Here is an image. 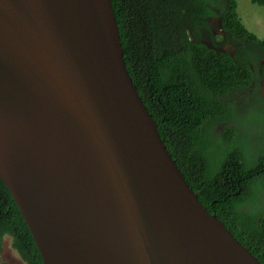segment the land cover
<instances>
[{
	"label": "water",
	"instance_id": "obj_1",
	"mask_svg": "<svg viewBox=\"0 0 264 264\" xmlns=\"http://www.w3.org/2000/svg\"><path fill=\"white\" fill-rule=\"evenodd\" d=\"M0 177L43 264H262L167 148L112 0H0Z\"/></svg>",
	"mask_w": 264,
	"mask_h": 264
},
{
	"label": "trees",
	"instance_id": "obj_2",
	"mask_svg": "<svg viewBox=\"0 0 264 264\" xmlns=\"http://www.w3.org/2000/svg\"><path fill=\"white\" fill-rule=\"evenodd\" d=\"M112 5L126 66L167 148L203 205L264 264V36L246 27L237 0ZM6 237L27 264H43L0 177V264Z\"/></svg>",
	"mask_w": 264,
	"mask_h": 264
},
{
	"label": "rangeland",
	"instance_id": "obj_3",
	"mask_svg": "<svg viewBox=\"0 0 264 264\" xmlns=\"http://www.w3.org/2000/svg\"><path fill=\"white\" fill-rule=\"evenodd\" d=\"M238 12L246 27L257 34L264 36V5L254 3L252 0H237ZM264 83L261 86V94L264 95ZM2 258L6 264H27L12 247L10 237H6L3 244Z\"/></svg>",
	"mask_w": 264,
	"mask_h": 264
},
{
	"label": "flooded vegetation",
	"instance_id": "obj_4",
	"mask_svg": "<svg viewBox=\"0 0 264 264\" xmlns=\"http://www.w3.org/2000/svg\"><path fill=\"white\" fill-rule=\"evenodd\" d=\"M216 21H218V19H216ZM215 24L217 25V23H214V25H215ZM263 89H264V87H262V90H263Z\"/></svg>",
	"mask_w": 264,
	"mask_h": 264
}]
</instances>
